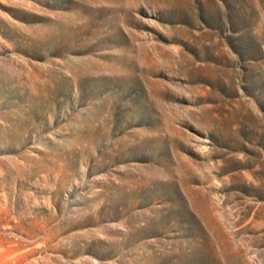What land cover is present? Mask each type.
Segmentation results:
<instances>
[{
    "label": "rangeland",
    "instance_id": "374dc122",
    "mask_svg": "<svg viewBox=\"0 0 264 264\" xmlns=\"http://www.w3.org/2000/svg\"><path fill=\"white\" fill-rule=\"evenodd\" d=\"M0 264H264V0H0Z\"/></svg>",
    "mask_w": 264,
    "mask_h": 264
}]
</instances>
